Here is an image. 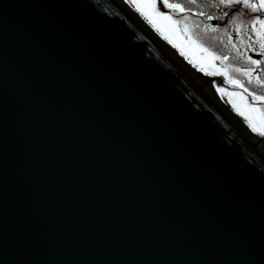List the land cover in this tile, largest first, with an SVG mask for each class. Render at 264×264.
<instances>
[{
  "label": "water",
  "instance_id": "1",
  "mask_svg": "<svg viewBox=\"0 0 264 264\" xmlns=\"http://www.w3.org/2000/svg\"><path fill=\"white\" fill-rule=\"evenodd\" d=\"M157 23L0 0V264H264L261 111Z\"/></svg>",
  "mask_w": 264,
  "mask_h": 264
},
{
  "label": "rangeland",
  "instance_id": "2",
  "mask_svg": "<svg viewBox=\"0 0 264 264\" xmlns=\"http://www.w3.org/2000/svg\"><path fill=\"white\" fill-rule=\"evenodd\" d=\"M183 1H185V2L188 1L191 3L193 0H183ZM198 1L199 0H194L193 4H197ZM220 2H221V0H220ZM175 3H179L181 6L183 5L180 2H175ZM225 5H227V8H225L221 4L222 8L225 10H228V11H226L224 13H222L223 12L222 11V12H219V14L211 12V13L206 14L207 16L205 18H203L200 15V13L198 14V16H199L198 17L197 13L190 12V10H188V8L186 10L184 9V11H181V12H184L185 14L190 12L189 14H191L193 16H197L198 18H200V19H197L198 21L194 20L195 22H193L196 25H199L200 28L205 27L207 30L210 28L212 31H214L216 34H218L217 35L218 37L225 36L224 38H226L227 44L224 45V49L227 51L228 54L226 56H223V54H224L222 52L223 50H221L219 52L214 51V50H217V48L214 44L211 43L210 47L208 49L207 46L205 45V43L200 42V40H197L195 38V35H192V33L189 31V29H188L189 24L182 25L184 23L181 24L180 22L178 23V22H176V20H174L173 14L175 15V12L178 10L175 11L174 9L165 8L159 2H157V6L160 9L162 8L161 9L162 11L169 13L171 18H173V20L171 19V23L175 27H177V29L180 32H182L184 34V36L186 38H188L190 40V42L193 43L197 47L198 50H200L213 64H215L217 66V68L220 72V75H222L224 80H225V83H227L228 85H230L232 87H235L244 96H247L248 98L251 99L250 93H252V91H251L252 88L250 89L247 85H244V88H246L248 90L247 92H245L244 89L241 88L239 84L235 83L234 81H239L240 84H243L238 79V77H236V75L239 76L240 74L233 73L234 69H233L232 74H231L229 71V67L226 64L227 60L230 58L229 56H231L232 53H235L238 56V54L241 53L244 48H246V52L249 56H255L254 58H256V59L261 58V54L260 55H254L253 51L250 52L247 50V48L249 49V47H248L249 41L244 36L243 32L241 33L242 30H240V28H242V26H243V23H245V22H247V20H249L248 17L251 14L247 13L246 11H243V8L240 9L241 11H238V10L235 11L234 8L232 7V5H230V7L228 4H225ZM188 7H189V5H188ZM229 13H231V14L229 15ZM229 21H232V23H229ZM235 25L240 26L239 30H237ZM251 53L253 55H250ZM247 54H243L242 56L245 57V56H247ZM258 56H259V58H257ZM245 61L248 63L244 62L245 63V65L243 67L244 71L242 69V72L244 74H245V70L249 68V67L246 68V66L248 64H250L249 60H245ZM236 71H234V72H236ZM225 73H227V75H225ZM257 73L260 74L261 76H264V63H262L261 65L254 66L252 73H251V76H252L251 82H253L252 84L254 86H256V84L259 85V86H256V88L258 87V89H256L255 92L259 90L262 93H257V92L256 93L258 95H264V86H261L260 84H258L257 80H256V74ZM245 76H246L247 80L249 81V75L245 74ZM252 102L255 103L256 106H258L260 111L264 110V101H252ZM260 102H262V103H260Z\"/></svg>",
  "mask_w": 264,
  "mask_h": 264
},
{
  "label": "snow or ice",
  "instance_id": "3",
  "mask_svg": "<svg viewBox=\"0 0 264 264\" xmlns=\"http://www.w3.org/2000/svg\"><path fill=\"white\" fill-rule=\"evenodd\" d=\"M157 2H159L163 7L170 8L174 10L184 9L179 3L170 2V0H142V2L136 3L134 0V6L149 20V22L153 25V27H157L161 34H164L163 28L160 27V24L157 21L161 22H171V16L169 13L165 11H161L160 8L157 7ZM223 4H239L243 5L246 9H251L255 14L251 16L248 20V24L251 25V33H253L257 39L259 44L258 47H254L252 44H249L248 47L252 49V51L261 53V58L256 59L252 56H247V59L250 62V66L245 70V74L249 75V81L251 82L252 70L254 66L261 65L264 63V0H221ZM231 13H229L230 15ZM232 23V21H229ZM237 30H239V25H235ZM227 75V73H225ZM257 83L261 86H264V76L260 74H256ZM239 84L241 88L244 89L245 92L248 90L244 88L243 84H240L239 81H234ZM252 101H264V95H258L255 92L250 93ZM251 108L253 111L256 110L257 106L255 103H251L246 105ZM237 111H240L241 115L246 116L249 127L253 132H259L262 136H264V110L260 112V118L258 123H254L251 117L244 111H241L237 108Z\"/></svg>",
  "mask_w": 264,
  "mask_h": 264
},
{
  "label": "trees",
  "instance_id": "4",
  "mask_svg": "<svg viewBox=\"0 0 264 264\" xmlns=\"http://www.w3.org/2000/svg\"><path fill=\"white\" fill-rule=\"evenodd\" d=\"M171 1L174 2V3L175 2L182 3L183 4L182 5L183 9L186 10L188 8V10H190V12L197 13V16L200 13V15L203 18H205L207 16L206 14L211 13V12L219 14V12L223 11L222 13H224V12L228 11V10H225V9L222 8L221 4L225 8H227V5L221 3L220 0H199L197 2V4H193L194 0L191 3L188 2V1L185 2L183 0H170V2ZM188 5H189V7H188ZM229 7H230V5H229ZM232 7L234 8L235 11L236 10L241 11L240 9L243 8V11H246L247 13L251 14V15H249L250 18H251L252 15L255 14L251 9H246L243 5L232 4ZM190 12L185 14L184 12H181V10H178V11L175 12V15L173 14L174 20H176L177 22H180L181 24L184 23L182 25L189 24L188 29L192 33V35H195V38L197 40H200V42L205 43V45L207 46L208 49H209L211 43L214 44L216 46V48H217V50H214V51L219 52V51L223 50L222 51L224 53L223 56H226L228 53L224 49V45L227 44L226 38H224L225 36L218 37L217 36L218 34H216L210 28L208 30L205 27L200 28L199 25H196L195 23H193V22H195L194 20L200 19V18H198L199 16L198 17L197 16H193V15L189 14ZM249 17H248V19H250ZM250 29H251V25L248 24V20H247V22L243 23L242 28H240V30H242L241 33L243 32V34L246 37V39H248L249 44H252L254 47H258L259 44L257 42V39H256L255 35L253 33H251ZM247 50L252 52L251 48H249V49L247 48ZM243 54H247L246 48H244L243 51L238 54V56H237V54L232 53L231 56H229L230 58L227 60L226 64L228 65L229 71H230L231 74H232L233 69H234V71L237 70L236 72L233 71V73H235V74H240L239 76L236 75V77H238V79L243 83V85H247L250 89L252 88V90H251L252 92H255V90L258 89V87L256 88V86H259V85L256 84V86H254L252 84L253 82L250 83L247 80L245 74L242 72V69H243V67L245 65L244 62H246L245 60H248L247 56H249L247 54V56L244 57V56H242ZM253 54L254 55H260L261 53L253 51ZM253 54L251 53L250 55H253ZM252 57H255V56H252ZM257 58H259V56ZM246 63H248V62H246ZM249 66H250V64H248L246 66V68L249 67ZM243 71H244V69H243ZM256 92L257 93H262L259 90L256 91ZM260 103H262V102H260Z\"/></svg>",
  "mask_w": 264,
  "mask_h": 264
},
{
  "label": "bare ground",
  "instance_id": "5",
  "mask_svg": "<svg viewBox=\"0 0 264 264\" xmlns=\"http://www.w3.org/2000/svg\"><path fill=\"white\" fill-rule=\"evenodd\" d=\"M162 9V8H161ZM173 20V18H171Z\"/></svg>",
  "mask_w": 264,
  "mask_h": 264
}]
</instances>
